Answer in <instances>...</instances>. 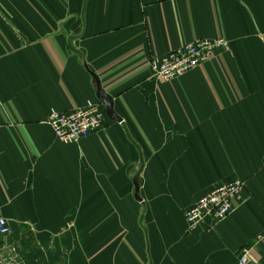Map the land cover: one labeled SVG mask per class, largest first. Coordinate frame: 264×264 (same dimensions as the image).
I'll return each instance as SVG.
<instances>
[{
  "label": "crops",
  "instance_id": "0c3cea01",
  "mask_svg": "<svg viewBox=\"0 0 264 264\" xmlns=\"http://www.w3.org/2000/svg\"><path fill=\"white\" fill-rule=\"evenodd\" d=\"M215 37L207 61L155 75ZM92 74L121 119L62 142L48 112L98 102ZM235 178L232 211L188 229ZM0 216V264H76L95 223L134 238L135 264H264V0H0Z\"/></svg>",
  "mask_w": 264,
  "mask_h": 264
},
{
  "label": "built area",
  "instance_id": "2783aa9c",
  "mask_svg": "<svg viewBox=\"0 0 264 264\" xmlns=\"http://www.w3.org/2000/svg\"><path fill=\"white\" fill-rule=\"evenodd\" d=\"M219 46L226 48L228 41L223 37L194 38L172 49L162 58L153 59L151 67L157 77L170 80L207 61L211 58L214 48ZM105 116L99 101L88 100L83 105L67 110L51 109L47 115V123L60 141L72 143L98 130ZM243 188L242 180L231 179L199 198L192 207L185 211L184 216L189 222L194 219L197 223L208 220L219 221L232 211L233 200L241 197ZM8 231V223L4 217L0 216V234H6ZM242 252L239 262L254 264L246 257L245 250Z\"/></svg>",
  "mask_w": 264,
  "mask_h": 264
},
{
  "label": "rangeland",
  "instance_id": "374dc122",
  "mask_svg": "<svg viewBox=\"0 0 264 264\" xmlns=\"http://www.w3.org/2000/svg\"><path fill=\"white\" fill-rule=\"evenodd\" d=\"M185 223L187 228L191 230L202 222L197 223L196 219L189 222L185 218ZM93 225L96 230L94 234L100 232V236L91 238L89 240L91 245L89 244L88 248L85 246L84 240L76 239V243H78L76 264H135V259L139 260V256L134 253L135 240L126 230H116L111 236L104 237L106 235H104L102 227H105V224L99 229L97 223Z\"/></svg>",
  "mask_w": 264,
  "mask_h": 264
},
{
  "label": "water",
  "instance_id": "95a60500",
  "mask_svg": "<svg viewBox=\"0 0 264 264\" xmlns=\"http://www.w3.org/2000/svg\"><path fill=\"white\" fill-rule=\"evenodd\" d=\"M95 81H96V97L98 101L104 106V112L108 118L115 119L117 121H120V117L115 113L113 109V102L111 99V96L106 94L103 89L101 88L100 82L96 75L92 74ZM134 197L136 200L140 201L141 198L138 195V188L135 185V194Z\"/></svg>",
  "mask_w": 264,
  "mask_h": 264
}]
</instances>
